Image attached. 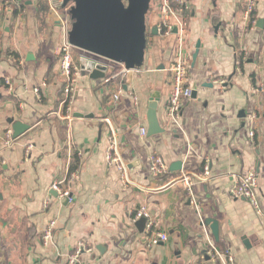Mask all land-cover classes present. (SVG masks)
<instances>
[{
  "label": "crops",
  "instance_id": "0c3cea01",
  "mask_svg": "<svg viewBox=\"0 0 264 264\" xmlns=\"http://www.w3.org/2000/svg\"><path fill=\"white\" fill-rule=\"evenodd\" d=\"M244 1L190 0L188 51L175 36L151 35L155 8L145 66L128 90L121 65L90 56L109 67V78L93 81L80 72L73 103L66 106L58 51L67 41L69 14L43 18L40 0H0V264H68L80 242L94 249L81 264H228L229 256L236 264H264V0L248 21ZM180 52L189 57L188 76L199 95L183 105L176 124L166 109L170 68ZM155 94L166 131L150 137ZM66 107L72 122L64 117ZM242 110L245 119L238 118ZM252 112L259 116L254 140L248 136ZM10 120L30 129L14 139ZM113 144L126 164L127 185L107 159ZM152 154L169 167L157 180L148 176ZM176 162L182 170L172 172ZM205 162L211 165L208 179L200 175ZM75 163L79 179L71 183ZM250 171L259 180L261 213L230 194L235 177ZM182 172L196 176V204L177 181ZM56 182H66L73 195L68 206L54 196ZM141 206L168 235L166 243L147 245L144 230L133 223ZM208 219L220 224L218 243L204 224ZM54 221V243L46 247L42 236Z\"/></svg>",
  "mask_w": 264,
  "mask_h": 264
},
{
  "label": "built area",
  "instance_id": "2783aa9c",
  "mask_svg": "<svg viewBox=\"0 0 264 264\" xmlns=\"http://www.w3.org/2000/svg\"><path fill=\"white\" fill-rule=\"evenodd\" d=\"M157 1V13H158V33L162 37L175 36L178 38L180 43L184 46L185 50L188 49L185 46L186 37L188 34V26H189V16L192 11L190 0H156ZM50 11L52 14L59 16L60 13L64 10L63 0H48ZM258 4V0H245L244 1V11L245 18L248 21L256 11ZM176 30V34L174 31ZM75 51L76 49L69 45L67 41L59 48L58 56H59V71L62 79L65 82L64 85V95H65V105L69 106L73 103V99L75 97L78 78L80 77V67L79 64L75 60ZM101 59V58H100ZM94 60V59H93ZM104 60V59H101ZM99 61V60H97ZM105 61V60H104ZM101 62V61H99ZM104 63V62H102ZM105 64V63H104ZM189 57L186 54H182L180 52L179 56L172 64L170 68V73L172 76V91L171 96L169 98L168 106L166 109L167 119L170 123H178L181 120V110L183 105L192 99L193 95V87L192 82L188 76L189 72ZM122 74L126 75L127 71L122 66ZM6 85L11 88L12 82L11 80H6ZM261 91L260 89L258 90ZM36 96L41 99V89L36 88L34 90ZM123 90H120L119 93L115 96V99H120ZM135 102H137V98L134 97ZM65 119L69 122L74 120V116L70 111V108L66 107L65 111ZM259 116L256 112H252L248 116V124H249V132L248 136L250 140H254L256 136V130L258 127ZM141 135L143 137L147 136V129H141ZM8 140L11 141V135H8ZM108 161L121 174V180L124 184L131 183L128 175H127V167L119 155L116 149V145L113 144L108 153ZM169 172V167L162 156L158 154H152L149 159V167H148V176L152 180H157L163 177L165 174ZM201 177L204 179H208L211 176V165L209 162H205L204 166L201 169ZM194 175L189 172H182L181 176L178 178V182H180L187 192L188 196L191 197L192 202L195 203V194H194ZM70 182L77 181L79 179V175L74 172L70 176ZM66 182H56L52 186V190L58 194L60 199L69 198L72 194L70 189L66 186ZM230 194L235 199H244L247 200L257 212L261 213V206L259 202V180L255 171H250L245 174H241L235 177L233 185L230 189ZM73 202V197L69 199V203ZM196 204V203H195ZM49 205L48 202L45 203V207L47 208ZM145 218L147 220L146 226L144 228V238L145 242L149 247L159 246L160 244L166 243L169 238L168 235L164 232L156 229L155 223L151 220V216L149 214L148 208L146 206H141L139 210L136 212L133 223L136 224L141 219ZM56 227V223L51 222L48 229L42 236V242L44 246H49L54 243V230ZM94 249L89 246V244L80 242L75 247L74 252L68 259V264H81L82 257L85 254H92ZM216 255L221 254L218 251H215ZM228 264H236L235 260L232 256L226 257Z\"/></svg>",
  "mask_w": 264,
  "mask_h": 264
},
{
  "label": "water",
  "instance_id": "95a60500",
  "mask_svg": "<svg viewBox=\"0 0 264 264\" xmlns=\"http://www.w3.org/2000/svg\"><path fill=\"white\" fill-rule=\"evenodd\" d=\"M153 0H63V9H68L71 27L67 32V43L77 50L88 53L94 57L104 59L124 66L127 71L126 78L122 82L123 89L128 90L134 73L143 69L148 46L149 28L147 18L151 10ZM263 20H259L262 28ZM220 26V25H219ZM217 27V29L219 28ZM216 29V30H217ZM218 31V30H217ZM176 34V30L174 31ZM157 25L151 29V35L158 36ZM201 48L198 42L196 53L193 56L195 63ZM79 67L82 76L89 75L93 81L109 78V67L102 62L82 57L79 59ZM212 88L210 84H206ZM199 92L194 89L192 99H197ZM159 94H155L149 103L148 135L155 136L165 133L161 127L157 115ZM76 118H93V115L84 116L75 114ZM246 110H242L238 118L245 119ZM12 124L13 138L17 139L26 133L30 126L20 121H9ZM245 124H243L244 126ZM172 172L182 170V163L176 162L170 167ZM58 197V194H54ZM69 198L62 200V205L68 206ZM147 220L141 219L136 226L143 231ZM204 224L210 228L216 243L220 240V224L217 220L208 219ZM207 261L210 257L206 258Z\"/></svg>",
  "mask_w": 264,
  "mask_h": 264
},
{
  "label": "trees",
  "instance_id": "16d2710c",
  "mask_svg": "<svg viewBox=\"0 0 264 264\" xmlns=\"http://www.w3.org/2000/svg\"><path fill=\"white\" fill-rule=\"evenodd\" d=\"M154 6H156V7H154ZM157 9V1L156 0H153L152 1V5H151V12H153L154 11V9ZM39 11H40V14H42V15H40V16H43L45 13H47V12H49L50 11V7H49V3H48V0H40V2H39ZM255 12L256 11H254L253 12V14H252V18H254V16H255ZM80 59V58H79ZM79 59H76L75 58V60H77V63L79 62ZM77 163V162H76ZM76 163H75V165L73 166V168H71V172H74L75 170H76Z\"/></svg>",
  "mask_w": 264,
  "mask_h": 264
},
{
  "label": "rangeland",
  "instance_id": "374dc122",
  "mask_svg": "<svg viewBox=\"0 0 264 264\" xmlns=\"http://www.w3.org/2000/svg\"><path fill=\"white\" fill-rule=\"evenodd\" d=\"M50 12L51 11H49V12H47V13H45L44 15H43V18L45 17H47V18H49V16H50ZM62 12H67V14H69V11H68V9H64ZM152 12L150 11L149 12V15H148V18H147V25H148V28H150V26H151V18H152ZM57 17V16H56ZM69 17H70V15H69ZM71 20V19H70ZM52 23H53V21L52 22H50L49 23V25H52ZM71 26V25H70ZM77 50V49H76ZM77 52H82V54H83V56H87L88 58H90V56H92V55H90V54H88V53H84L83 51H75V58L76 59H79L80 58V53L78 54ZM94 57V56H93ZM91 59V58H90ZM76 62H77V60H76ZM4 258H8V256L7 255H5L4 254Z\"/></svg>",
  "mask_w": 264,
  "mask_h": 264
}]
</instances>
